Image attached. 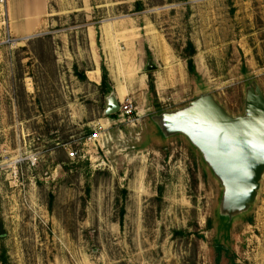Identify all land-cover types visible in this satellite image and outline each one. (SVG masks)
Listing matches in <instances>:
<instances>
[{
	"label": "rangeland",
	"instance_id": "374dc122",
	"mask_svg": "<svg viewBox=\"0 0 264 264\" xmlns=\"http://www.w3.org/2000/svg\"><path fill=\"white\" fill-rule=\"evenodd\" d=\"M137 1L0 0V260L229 264L217 245L236 264H264V182L226 238L221 191L200 156L180 137L159 144L148 126L205 87L234 115L249 79L264 92V0H140L141 11ZM108 24L137 31L120 46L127 75L138 81L158 66L161 106L150 92L129 99L135 125L105 116L107 95L78 77L106 57L87 27Z\"/></svg>",
	"mask_w": 264,
	"mask_h": 264
},
{
	"label": "water",
	"instance_id": "95a60500",
	"mask_svg": "<svg viewBox=\"0 0 264 264\" xmlns=\"http://www.w3.org/2000/svg\"><path fill=\"white\" fill-rule=\"evenodd\" d=\"M157 69L155 64L146 67L147 72ZM243 93L241 114H232L205 87L187 104L159 110L148 118L159 144L180 137L200 156L221 191L215 216L226 238L253 212L264 182V92L258 80L249 79ZM105 98V116L118 115L121 105L115 90Z\"/></svg>",
	"mask_w": 264,
	"mask_h": 264
},
{
	"label": "crops",
	"instance_id": "0c3cea01",
	"mask_svg": "<svg viewBox=\"0 0 264 264\" xmlns=\"http://www.w3.org/2000/svg\"><path fill=\"white\" fill-rule=\"evenodd\" d=\"M44 3L45 2H43V6ZM20 4L23 13L24 9L22 8V1ZM120 31L119 26L113 24L102 25L99 27H87L86 33L90 48L93 50L97 47L98 43H101L103 45L102 54L106 57L105 62L102 58L100 61L95 62L92 66V70H89L85 76H87V78L96 86H100L102 82L101 69L102 66L105 65L114 84L113 88L121 104L127 99H132L134 101V98H138L139 93L144 96L150 91L148 76L139 78L137 81V79L130 77L131 75L126 74L125 53L122 52L123 50H120V46L124 43L125 39L129 42H135V38H138L137 31H130L129 35L126 37ZM112 44H115V47H112ZM117 44L119 46H116ZM137 110L139 111V108H137ZM105 123L108 124L109 121H105Z\"/></svg>",
	"mask_w": 264,
	"mask_h": 264
},
{
	"label": "trees",
	"instance_id": "16d2710c",
	"mask_svg": "<svg viewBox=\"0 0 264 264\" xmlns=\"http://www.w3.org/2000/svg\"><path fill=\"white\" fill-rule=\"evenodd\" d=\"M136 6L138 8V11H141L143 8L142 2L140 0L137 1ZM188 71L190 74L195 73V66H194V63L192 60H188ZM101 72H102V82H101V85L99 88H100L101 95H103V97H105L106 95H108L111 92L114 85H113V82L110 78V74H109L105 65L102 66ZM147 76H148L149 91L154 96L156 104L158 106H161V103L159 102L158 97H157L155 73L149 72V73H147ZM78 77H80L82 79L86 78L85 75H80V74H78ZM214 250H215L218 261L223 259V257L228 256L229 264H236V262L234 260V256H232L233 257L232 258L230 256L231 253L229 251L228 252L224 251V248L222 246L220 247V246L214 245ZM0 264H9V259H8L7 254L5 252L2 253Z\"/></svg>",
	"mask_w": 264,
	"mask_h": 264
},
{
	"label": "built area",
	"instance_id": "2783aa9c",
	"mask_svg": "<svg viewBox=\"0 0 264 264\" xmlns=\"http://www.w3.org/2000/svg\"><path fill=\"white\" fill-rule=\"evenodd\" d=\"M120 105H121V109L118 115L121 118V121L132 125L137 124V122H139L140 115L136 112L133 102L128 99L122 102ZM100 136L101 135L98 134V132H95L88 137L87 141L96 142ZM77 156H78V152L72 151L70 153V157L73 159L76 158Z\"/></svg>",
	"mask_w": 264,
	"mask_h": 264
}]
</instances>
